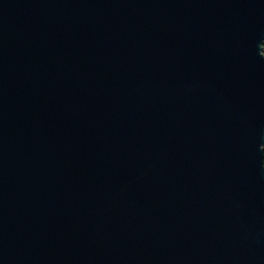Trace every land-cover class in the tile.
I'll list each match as a JSON object with an SVG mask.
<instances>
[{
  "label": "water",
  "instance_id": "95a60500",
  "mask_svg": "<svg viewBox=\"0 0 264 264\" xmlns=\"http://www.w3.org/2000/svg\"><path fill=\"white\" fill-rule=\"evenodd\" d=\"M264 0H0V264H264Z\"/></svg>",
  "mask_w": 264,
  "mask_h": 264
},
{
  "label": "trees",
  "instance_id": "16d2710c",
  "mask_svg": "<svg viewBox=\"0 0 264 264\" xmlns=\"http://www.w3.org/2000/svg\"><path fill=\"white\" fill-rule=\"evenodd\" d=\"M262 46H263V52H264V41H263V45Z\"/></svg>",
  "mask_w": 264,
  "mask_h": 264
}]
</instances>
